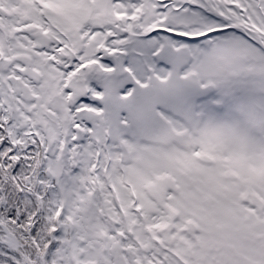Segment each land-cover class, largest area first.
I'll return each instance as SVG.
<instances>
[{
    "label": "snow or ice",
    "instance_id": "snow-or-ice-1",
    "mask_svg": "<svg viewBox=\"0 0 264 264\" xmlns=\"http://www.w3.org/2000/svg\"><path fill=\"white\" fill-rule=\"evenodd\" d=\"M0 264H264V0H0Z\"/></svg>",
    "mask_w": 264,
    "mask_h": 264
}]
</instances>
